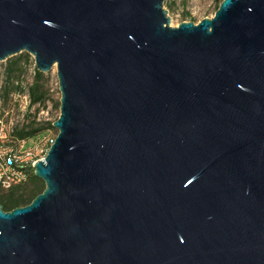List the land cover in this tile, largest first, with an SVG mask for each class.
<instances>
[{
  "label": "water",
  "instance_id": "95a60500",
  "mask_svg": "<svg viewBox=\"0 0 264 264\" xmlns=\"http://www.w3.org/2000/svg\"><path fill=\"white\" fill-rule=\"evenodd\" d=\"M168 0H0V62L59 80L0 264H264V0L172 25Z\"/></svg>",
  "mask_w": 264,
  "mask_h": 264
},
{
  "label": "rangeland",
  "instance_id": "374dc122",
  "mask_svg": "<svg viewBox=\"0 0 264 264\" xmlns=\"http://www.w3.org/2000/svg\"><path fill=\"white\" fill-rule=\"evenodd\" d=\"M172 1L175 2L173 7L170 8L168 1H166L165 6L169 10L173 26H177L183 21L198 23L205 17H212L222 2V0ZM187 12L189 15H186ZM25 54L28 53L24 52L0 62V120L4 122L5 129L9 132L13 131L17 125L22 126L28 119L33 120L36 118L37 121L53 122L60 116V107H57V103H60L61 92L59 90L56 67L50 72L44 73L48 77L46 88L49 90V99L47 102L45 104H36L32 107L30 105L27 108L28 104L24 96L25 94H29V87L35 79L37 69L35 59L32 55L28 54L29 58L23 57L20 61L23 68L18 66L14 72H10L9 70L11 61ZM10 78H12V82H10ZM13 83L15 85L19 83L23 87V90H11L10 94L6 96V89L12 87Z\"/></svg>",
  "mask_w": 264,
  "mask_h": 264
},
{
  "label": "trees",
  "instance_id": "16d2710c",
  "mask_svg": "<svg viewBox=\"0 0 264 264\" xmlns=\"http://www.w3.org/2000/svg\"><path fill=\"white\" fill-rule=\"evenodd\" d=\"M168 4L171 8L175 5V2L168 0ZM186 15H189V13L187 12ZM23 57L29 58V55L25 54L14 60L11 59L12 61L9 68L10 72H14L18 66L21 67L20 61ZM9 80L12 82V78ZM47 81L48 77L36 69L35 79L28 90L31 99V107L36 104H45L49 99V90L46 88ZM11 90L22 91L23 87L19 83L18 85L13 83L12 87L6 89L5 95L8 96ZM57 107H60V103H57ZM55 121H37L36 118L33 120L28 119V121L22 126L17 125L14 127L12 136L16 139L28 140L30 144H33L48 135L57 136L58 131L53 126ZM44 189L45 183L35 175L34 170L32 169L28 181L24 184L8 190H0V204L5 211L27 205L31 203L38 194L42 193Z\"/></svg>",
  "mask_w": 264,
  "mask_h": 264
},
{
  "label": "built area",
  "instance_id": "2783aa9c",
  "mask_svg": "<svg viewBox=\"0 0 264 264\" xmlns=\"http://www.w3.org/2000/svg\"><path fill=\"white\" fill-rule=\"evenodd\" d=\"M25 101L31 105L29 94H25ZM13 131L5 129L0 120V190H8L28 181L32 169L37 161L46 158L56 136L48 135L33 144L28 140L16 139Z\"/></svg>",
  "mask_w": 264,
  "mask_h": 264
}]
</instances>
